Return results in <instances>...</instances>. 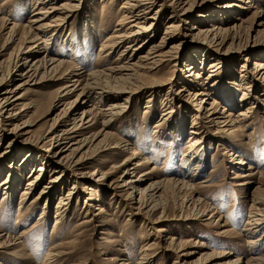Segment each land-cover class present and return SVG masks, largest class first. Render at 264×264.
<instances>
[{"label":"rangeland","instance_id":"rangeland-1","mask_svg":"<svg viewBox=\"0 0 264 264\" xmlns=\"http://www.w3.org/2000/svg\"><path fill=\"white\" fill-rule=\"evenodd\" d=\"M123 1L117 0L114 4L113 13L109 15L108 11L102 8L103 5H109L108 0H94L92 2L94 11L90 15V20L82 17L78 19L77 24L73 23V26L61 27V31L58 30L60 37L66 31V35L72 38L76 44L75 50L65 46L66 42L60 38L59 40L56 39L53 45L54 50L59 52L65 61L85 70L92 69L96 65L107 67L109 63L115 61L114 58L118 56V51L122 48L120 46L116 49H110L108 53L103 51L101 53L99 49L102 41L116 29V23L121 15L118 8ZM228 1L195 0L192 4L193 13L196 16L201 12H215L217 7H221ZM250 1L253 5L251 9H241L244 6L241 3L232 17L225 16V20L222 18L218 22V25L225 27L233 22L240 23L241 20L239 19L242 18L244 22H242V28L239 29L240 41H236L232 46L227 44L229 39L219 46L204 45L202 47L204 53L200 52L199 54L205 55V53L212 52L213 54L210 55L213 57L222 58L220 64L231 68L234 78H237L236 80L240 79L241 66L244 65L243 56H238V50L244 49L250 55L252 52L264 55V17L260 18L262 14L264 16V0ZM30 3L31 0H0V60H4L1 71H6L7 66L11 63L8 55L11 54L13 57L19 45H33L30 42L28 44L21 42L24 30L21 26L27 25V21L30 19ZM169 13V10L165 11L162 15L163 21ZM235 17L239 18L235 19ZM195 20L194 17L191 23H195ZM2 21H8L9 24L4 25ZM259 22L262 23V26L257 25ZM12 23L18 24L19 28L15 32L17 34L14 40L8 41L10 37L9 27ZM207 24L202 23V27ZM187 26L190 25L180 22L178 31L180 33L186 32ZM163 31V26H159L152 39L154 43L158 42L160 37L164 35ZM167 38L169 39V36ZM189 50L191 51L189 48L184 51L186 52L185 55L189 54ZM98 55L105 57L100 58ZM252 61L253 57H250L245 63L246 68L251 70ZM195 62L197 64L201 62L204 66L201 73L205 82L213 83L217 79V75L216 77H208L209 72L205 62L199 58H196ZM184 67L181 63L177 70L175 67H171V64L162 67L161 72L154 76L157 77V81H152L154 77L148 76L144 80V87L148 88L140 90L139 97H133L125 115L110 127L111 141L115 139L116 141H128L140 154L134 157V155L118 149L103 151V153L95 155L88 168L84 169L86 176L75 178L72 176L71 170H67L63 181L58 183L50 193L49 199L46 200L47 204L45 198H42L34 207L29 208L30 211L26 209V206L22 207L20 211L18 210L19 202L22 200L20 198L22 190L26 186L27 178L41 164L40 157L35 156L32 161L34 167L30 172L29 167L17 165L23 153L16 155V157H14L15 154L9 155L10 157L8 156L6 160L0 162V165H3L11 162V160H13L12 162L16 161L15 165L21 173H19L18 181L15 182L18 186L12 185V191L9 190L4 195L0 189V237L9 235L13 239H18L15 243L10 242L14 245L0 248L1 264H56L57 257H50L51 260H44V258L51 249L50 247L58 244H62L61 248L70 252L68 256L63 258L66 264H125L127 261L130 264H137L140 256L139 251L145 243L154 244L146 250L144 264H177L174 262L177 261L175 251L164 249V242L168 234L174 235L175 238L184 242L182 253L185 254L178 259V264H182L184 261L189 264H223L225 262L226 259L224 258L207 255L211 254V251L216 253L231 252L233 254L230 257L240 258L243 264L251 256L264 253V225L260 226L254 235L253 239L258 240L257 245H254L255 248L250 247L251 244L248 243L250 237L244 231L248 214L264 207L252 205L251 201L252 195L256 194L254 189L258 182L262 183L260 186L261 194L263 193L264 196V95L259 98L260 100L253 98L254 95L258 96L262 93L260 91L263 88L261 82L251 87L254 92L249 93L250 97L246 96L248 97L246 104L253 101L252 112L249 113V116L247 114L246 121L235 123L234 127L227 128L229 133H222L221 135L218 133L216 134L217 137L212 134L205 140L206 164L202 171L190 181L196 187L195 196L202 199L200 205H196L195 208H192L190 202L185 205L186 201H183V196L189 192L182 190L179 193L162 192L161 205L157 206L156 209L139 211L137 210V200L129 203L125 199V192L129 190L128 187L115 188L116 184L121 185L124 180L129 178L124 173L125 169L134 167L136 162H143L144 157L151 161V165L144 164V167L136 168L134 173L145 171L148 166L151 167L152 165H155L158 171L149 179L144 180L139 188L145 187L163 175L173 174L183 164L182 158L187 151L186 146L190 136L189 126L192 121V114L188 110L191 102L186 99V92L181 93L180 96L176 95L174 100L176 110L174 115H176L169 122L175 125L176 122L182 123L183 119L186 122L184 125L186 128L179 137L172 135L169 131L167 138L164 139L165 135L161 133V130L155 131L154 125L162 113V99L159 95L165 89L160 91L162 89L160 86L153 85L158 80L173 75L174 79L179 81L177 79L182 75ZM236 80L232 81L231 86L234 89L236 100H239L240 97H243L244 87L237 86ZM63 85V82L54 79L33 88L19 90L18 94L21 99L17 102L18 106L21 108L24 105L26 108L24 119H28L30 129L35 135H39L47 129L50 123L48 119L56 114L53 112V105L50 106L49 110H46V107L53 95ZM180 85L174 86L172 90L176 92ZM149 95L154 97L152 98V106L144 108L145 100L150 97ZM214 96L219 103L216 106L218 110L221 111L224 105L228 106L227 99H219L221 97L218 94ZM243 98L246 101L245 96ZM237 104L240 106L230 107L232 113L236 114L238 109L244 107L243 104L245 103ZM98 105L105 107L106 102L98 103ZM4 120L1 119L2 122ZM210 130L214 131V128L210 127ZM13 137L20 139L17 133L11 130L8 138L13 139ZM30 141L35 140L30 138ZM218 143L220 144L218 145ZM226 147L254 167V170H251L252 175L241 177L248 173L245 171L246 167L234 165V156H229L230 151ZM19 148L23 152H34L33 150H24L22 149L24 147L21 146ZM225 151L227 152L225 153ZM37 152L40 154V151ZM194 153L197 154L199 151L195 149ZM126 159L130 160L126 162ZM94 169L95 174L91 175ZM96 170L108 173L101 177V174L97 175L98 171ZM4 171L6 174L5 169ZM14 175H18L16 171ZM44 175V180H40V185L35 188L32 187L34 190L32 197L37 195L39 189L45 184V179H48V175H50L48 168ZM73 180L74 185H72ZM245 180L252 183L242 185L246 182ZM114 188L118 190L117 193L114 192ZM68 189L75 192V197L70 202L66 214L55 224V206L58 204L59 196H65ZM88 197L93 199H88ZM88 204H92V206ZM202 204L210 206L205 215H200ZM98 207L102 210L95 209ZM43 215H45L44 218ZM85 220L89 222L82 224L81 222ZM201 242H204L207 247H201ZM191 251L194 254H189Z\"/></svg>","mask_w":264,"mask_h":264},{"label":"bare ground","instance_id":"bare-ground-1","mask_svg":"<svg viewBox=\"0 0 264 264\" xmlns=\"http://www.w3.org/2000/svg\"><path fill=\"white\" fill-rule=\"evenodd\" d=\"M93 1L31 0L30 19H28L27 25L21 26L24 28L21 42L27 44L30 42L33 45H19L13 57H11V54L8 55L11 63L7 66L6 71L0 70V151L4 149V151L0 152V162L6 160L9 155L15 154L14 157H16V155L23 153L17 165L29 167L30 172L34 167L32 161L35 156L41 158L39 159L41 164L27 178L26 186L21 193L20 198L22 200L19 202L18 210L20 211L25 206L29 210L42 198H45V203L47 204L46 200L49 199L50 193L56 188L58 183L63 181L67 170H71V174L75 178L86 176L84 169L88 168L95 155L103 153V151L118 149L134 155V157L139 155L140 153L134 149L130 142L116 141V139L111 141L112 136L109 129L125 115V111L133 97H139L140 90L148 88L144 87V80L148 76L154 77L161 72L162 67H166L169 64L177 70L180 63L185 67L183 71L181 70L182 75L177 79L179 81H176L173 75L162 78L153 85L160 86L162 88L160 91L165 89L163 92L159 91L160 99H162V113L154 128L157 132L161 130V133L165 135L164 139L167 138L169 131L172 135L178 137L183 133L186 128L184 127L186 122L183 119L182 123L176 122L175 125L169 121L174 119L176 115H174L176 113L174 100L181 93L186 92V99L191 102L188 110L192 114V121L189 126L190 136L187 141V151L185 150L186 153L183 154L182 158L183 164L173 174L163 175L151 181L145 187L139 188L144 180L149 179L158 171L156 166L152 165L151 167L148 166L147 170L135 174L136 168L144 164L151 165V161L144 157L143 162H136L134 167L125 169L124 173L129 178L124 180L121 185L116 184L115 188L128 187L129 190L125 192V199L129 203L137 200V210L139 211L156 209L157 206L161 205L162 192L179 193L182 190H186V192L188 190L189 192V194L187 193L183 196V201H186L185 205L190 202L192 208H195L196 205L201 204L202 199L195 196L196 187L190 181L202 171L206 164L207 150H205V140L212 134L229 133L230 131L227 128H232L235 123L244 121L253 108V101L246 104L248 102V97L246 96H249L251 91L254 92L251 87L261 82L264 88V55L252 52V55H254L252 56L249 52H245L246 50L244 49L238 50V56H243L244 65L241 66L240 79L236 80L237 78H234L231 68L220 64L222 58L213 57V55H210L213 54L212 52L209 54L205 53V55L199 54L200 52L204 53L202 50L204 45L219 46L229 39L230 41L227 44L232 46L236 41H240L239 29L240 27L242 28V22H244L242 18L239 19L241 20L240 23L233 22L225 27L218 25V22L222 18L225 20V16L232 17L234 11L238 9L241 3L244 4L241 9H251L253 7L252 2L250 0H229L221 7H217L215 12H201L195 16L192 5L195 0H124L118 8L121 15L116 23V29H113L114 32L102 41L99 51L108 53V50L116 49L120 46L122 49L118 51V56L114 58L115 61L109 63L107 67L96 65L92 69L85 70L65 61L63 56L54 50L53 45L56 39L59 40L60 38L66 42L65 46L75 50L76 44L72 38L66 35V31L60 37L58 30L61 27L73 26V23L77 24L78 19L82 17L90 20V15L94 11ZM116 1L108 0L107 3L109 5H103V10L108 11V14L111 15ZM168 10L170 13L165 18V22L162 20V15ZM194 17L196 22L191 23ZM262 17H264L263 14L260 18ZM237 18L239 17H235V19ZM2 22L4 25L6 23L9 24L8 21ZM180 22L190 25L185 28L186 32L184 33L178 31ZM202 23L208 24L202 27ZM257 25L262 26V23L259 22ZM159 26H163L164 35L160 37L158 42L154 43L152 39L156 35ZM17 28H19L18 24H11L8 41L14 40ZM167 36H169V39ZM214 42L217 44H212ZM188 48L191 51L189 50V54L185 55L186 52L184 51ZM102 55L98 56L100 58L105 57ZM250 57H253L251 70L245 66ZM196 58L206 63L209 72L208 77H216L217 75V79L215 78L216 80L213 83H210V81L209 83L205 82L201 73L204 66H202L201 62L197 64L195 62ZM3 62L4 60H0V69L3 67ZM54 79L64 83L63 87L53 95L52 100L46 107V110H49L50 106L53 105V112H56V114L48 119V122H50L48 128L39 135H35L33 130L30 129L31 126L28 119H24L26 108L24 105L21 108L18 106L17 102L21 99L18 92L23 88H33ZM156 79L157 77H154L152 81H157ZM235 80L237 86L244 87L242 96H245L246 101L243 97L236 100L234 89L231 86ZM178 84L181 85L175 92L172 89ZM263 88L260 90L263 94L258 95L259 97L254 95L253 98L260 100L259 98L264 95ZM217 94L221 97L219 99H227L229 107L224 105L221 111L216 108L219 103L214 95ZM149 96L145 100L144 108L152 106V98L154 97L152 95ZM238 101L245 103L243 104L244 107L238 109L236 114L232 113L230 107L239 105L237 104L240 103ZM102 102H106L105 107L98 105V103ZM1 119L5 120L2 122ZM210 127L214 128V131H211ZM11 130L17 133L20 139L14 137L9 139L8 136ZM30 138L35 141H30ZM19 146L24 147L22 148L24 150H33L35 153L23 152L19 150ZM195 149L199 153H194ZM37 151H40V154ZM228 151L230 150L228 149ZM229 156H234V158L232 157L234 165L246 167L245 171L248 173L241 177L252 175L251 170H254V167L250 163L231 151ZM129 160L126 159L125 161ZM12 161L0 165V189H2L4 195L9 190H13L12 185L18 186L15 182L18 181V176L21 174L19 168L15 165L16 161ZM47 168L50 173L48 179H45V184L43 183L44 185L39 189L37 195L32 197V192H34L32 187L39 186L40 182L44 180ZM4 169L6 174H4ZM15 171L18 174L17 176L14 175ZM96 171H98L97 175L101 174V177L108 173ZM94 174L95 169L91 175ZM245 181L242 185L252 183L249 180ZM73 182L74 180L72 185H74ZM261 184V182H258L254 189L256 194L252 195V205L264 206ZM115 188L114 192L117 193L118 190ZM74 197L75 192L69 189L65 196H59L58 204L55 206V224L66 214ZM88 199L92 200L93 198L88 197ZM88 205L92 206V204ZM209 208L210 206L202 204L200 215H205ZM256 210V212L248 214L245 224L246 229L244 230L246 235L250 237L248 243L251 244V248H255L254 245L258 243V240L253 239L256 231L260 226L264 225V207ZM146 211L145 213H147ZM44 217L45 215H43ZM87 222L89 221L85 220L81 223ZM17 240L9 235L2 236L0 237V248L10 247V245H14L10 244V242L13 241L15 243ZM164 243L165 250L175 251L177 261L174 262L178 264V259L185 254L182 253L184 242L175 238L174 235L168 234ZM152 244L154 243H145L140 249L139 262H136L137 264L145 263L143 261L146 258L145 252ZM61 246L62 244H58L50 247L51 249L45 255L44 260L50 259V257H57L58 259L55 260L56 264H66L63 258L68 256L70 252L65 251ZM200 246L207 247L204 242H201ZM189 254L194 253L191 251ZM231 254L233 253L211 251V254L207 255L226 259L223 264H243L240 258L230 257ZM125 264H130V262L127 261ZM182 264L189 263L184 261ZM244 264H264V253L251 256Z\"/></svg>","mask_w":264,"mask_h":264}]
</instances>
